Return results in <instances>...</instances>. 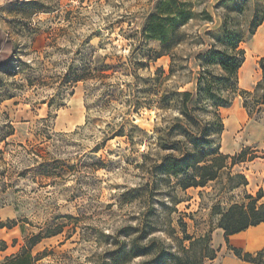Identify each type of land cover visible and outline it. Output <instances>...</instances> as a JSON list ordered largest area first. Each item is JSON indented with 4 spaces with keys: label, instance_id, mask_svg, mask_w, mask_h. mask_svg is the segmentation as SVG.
Here are the masks:
<instances>
[{
    "label": "rangeland",
    "instance_id": "obj_1",
    "mask_svg": "<svg viewBox=\"0 0 264 264\" xmlns=\"http://www.w3.org/2000/svg\"><path fill=\"white\" fill-rule=\"evenodd\" d=\"M166 1L0 0V226L9 227L0 228L8 244L0 264L29 249L34 236L41 237L29 250L35 264H179L183 248H192L181 241L180 218L196 238L213 230L217 247L218 214L264 190V114L250 120L241 97L220 110L224 132L213 148L229 156L245 152L252 161L186 192L180 178L157 170L177 155L160 146L176 114L157 103L149 110L154 97L146 90L159 69L168 74L172 59H156L161 43L144 31ZM185 5L191 19L180 29L188 39L174 51L180 68L164 87L195 93L199 55L224 26L246 38L261 17L264 25V0ZM260 27L241 45L243 91H253L262 77ZM88 68L106 70L108 78L74 83ZM238 174L248 186L233 178Z\"/></svg>",
    "mask_w": 264,
    "mask_h": 264
},
{
    "label": "trees",
    "instance_id": "obj_2",
    "mask_svg": "<svg viewBox=\"0 0 264 264\" xmlns=\"http://www.w3.org/2000/svg\"><path fill=\"white\" fill-rule=\"evenodd\" d=\"M15 1V0H9ZM188 0H167L163 7L150 17L145 27L144 34L147 39L159 41L161 49L156 54V59L170 56L172 62L168 74L159 69L155 78L150 79L155 83L146 90L153 96L147 108L151 110L157 103V109L163 113L175 112L172 127L166 136L160 137L161 148L173 150L177 155L166 157L157 166V170L165 178H180L177 186L186 192L189 189L205 188L209 183L216 181L225 170L233 169L237 164L249 162L245 159V152L240 155L229 156L221 152V146L213 148L214 140L219 141L224 132V124L220 110L229 108L237 97L243 99V108L250 120H254L264 114V57L259 61L262 73L261 80L256 84L253 91H243L239 88V72L245 62V51L241 47L248 38L253 37L257 29L263 25L261 17L248 37L224 31L219 34L205 54L199 55L201 71L198 73L196 92L180 91L179 88L168 89L166 86L179 66L174 51L183 45L188 35L180 27L190 21V14L185 11V2ZM264 13V9L261 14ZM9 47L10 44H5ZM2 53V52H1ZM0 53V55H1ZM1 59V58H0ZM1 61V60H0ZM110 69V68H107ZM216 72H214V70ZM106 70L86 69L82 74L73 76V82L98 80L108 78ZM157 99V101L155 100ZM161 132V131H160ZM172 139V146L162 144L164 138ZM55 163V162H54ZM53 174H44V177H52ZM233 178L242 180L240 186H248L244 175L238 174ZM147 191L157 187L150 188ZM176 204L181 203L174 197ZM242 204H234L225 212H220V220L217 229L224 231V239L228 251L238 259L251 264H264V249L254 254L247 253L243 249L230 245V237L247 231L250 228L264 224V190L260 189L256 196L247 195ZM11 227L15 222L10 223ZM182 242H188L192 248H183L186 260H180L179 264H207L218 257L220 250L212 246L213 230L205 236L196 238L187 231V224L179 219ZM0 228H9L1 224ZM57 235V234H54ZM41 241L40 236L32 237L24 252L14 257L5 259L3 264H35L39 259L31 256L30 249ZM204 248L200 255L193 252L194 246ZM8 249V244L0 240V252Z\"/></svg>",
    "mask_w": 264,
    "mask_h": 264
},
{
    "label": "crops",
    "instance_id": "obj_3",
    "mask_svg": "<svg viewBox=\"0 0 264 264\" xmlns=\"http://www.w3.org/2000/svg\"><path fill=\"white\" fill-rule=\"evenodd\" d=\"M260 43L263 44L260 47V50L262 52V56H264V39ZM215 233H218L219 243L217 247L213 246V248L220 250V252L214 261L207 264H251L238 259L228 251L223 230L218 229ZM229 241L231 246L243 249L247 253L254 254L259 252L264 249V224L231 236Z\"/></svg>",
    "mask_w": 264,
    "mask_h": 264
},
{
    "label": "bare ground",
    "instance_id": "obj_4",
    "mask_svg": "<svg viewBox=\"0 0 264 264\" xmlns=\"http://www.w3.org/2000/svg\"><path fill=\"white\" fill-rule=\"evenodd\" d=\"M256 37V43L261 42L264 39V25L260 27ZM251 54H248V60L244 66H247V63L251 61ZM253 59V58H252ZM232 124V121H228L225 125H228V127Z\"/></svg>",
    "mask_w": 264,
    "mask_h": 264
}]
</instances>
